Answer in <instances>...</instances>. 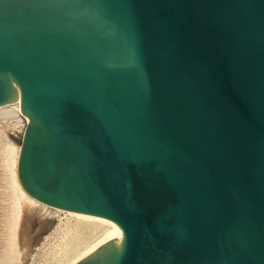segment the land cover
I'll list each match as a JSON object with an SVG mask.
<instances>
[{"label": "water", "instance_id": "obj_1", "mask_svg": "<svg viewBox=\"0 0 264 264\" xmlns=\"http://www.w3.org/2000/svg\"><path fill=\"white\" fill-rule=\"evenodd\" d=\"M22 189L124 234L76 264H264V0H0Z\"/></svg>", "mask_w": 264, "mask_h": 264}, {"label": "rangeland", "instance_id": "obj_2", "mask_svg": "<svg viewBox=\"0 0 264 264\" xmlns=\"http://www.w3.org/2000/svg\"><path fill=\"white\" fill-rule=\"evenodd\" d=\"M6 108L0 109V264H70L103 230L41 206L20 212L13 173L28 119Z\"/></svg>", "mask_w": 264, "mask_h": 264}, {"label": "bare ground", "instance_id": "obj_3", "mask_svg": "<svg viewBox=\"0 0 264 264\" xmlns=\"http://www.w3.org/2000/svg\"><path fill=\"white\" fill-rule=\"evenodd\" d=\"M14 88H15L16 97H17L16 101L10 103L9 105L0 107V109L7 107L6 109H9V108L14 109L19 114H21L19 89L16 85H14ZM6 109H4V110H6ZM19 150H20V147L18 148V151H17V159H15L16 160L15 161V170H14L13 175H14L15 188L17 189V192H18V203H19L20 212H23L27 208H30L33 206H41L43 209L50 208L52 210H55V212H57V213H61V214L63 213L66 216H69V218L70 217L74 218L78 222L89 223V224L93 225L94 227H101L103 230L101 236L99 238L95 239L93 242H91L87 246L83 247L79 251L78 255L73 259V261L70 264L78 263L80 260H82L83 258L88 256L89 254L94 252L96 249L101 247L103 244L107 243L108 241H110L114 238L118 239V245H119L118 251H120L122 244H123L124 234H123L122 230L120 229V227L117 224H115L114 222H112L108 219L102 218V217H97V216H93V215H87V214L71 212V211H64L61 209L52 208V207L46 206V205L36 201L32 197H30L22 189V187L18 181V177H17V160H18Z\"/></svg>", "mask_w": 264, "mask_h": 264}]
</instances>
